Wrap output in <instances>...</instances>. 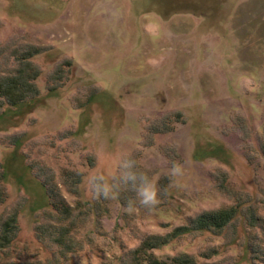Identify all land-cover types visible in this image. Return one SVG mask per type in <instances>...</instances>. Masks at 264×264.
I'll list each match as a JSON object with an SVG mask.
<instances>
[{
  "label": "rangeland",
  "instance_id": "374dc122",
  "mask_svg": "<svg viewBox=\"0 0 264 264\" xmlns=\"http://www.w3.org/2000/svg\"><path fill=\"white\" fill-rule=\"evenodd\" d=\"M0 46L38 51L37 96L0 111V215L17 225L0 264L117 263L149 235L158 259L264 264V0H0ZM122 160L156 184L151 211L126 210ZM37 173L81 203L71 242L34 236ZM99 175L114 198L93 196Z\"/></svg>",
  "mask_w": 264,
  "mask_h": 264
},
{
  "label": "trees",
  "instance_id": "16d2710c",
  "mask_svg": "<svg viewBox=\"0 0 264 264\" xmlns=\"http://www.w3.org/2000/svg\"><path fill=\"white\" fill-rule=\"evenodd\" d=\"M3 50L6 49L0 46V111L5 107L13 108L21 105L37 96V89L34 81L38 75V70L31 64L30 58L38 51L35 48H25L24 50L11 49L4 55V52H2ZM52 89L53 87L48 88L49 91ZM15 142L16 139L14 140V143ZM261 153L264 157V148L261 150ZM28 166L31 170L32 167L30 165ZM5 174V171L0 165V205L6 200L4 189ZM39 176L40 175L37 173L35 177L38 179L40 178ZM65 177L64 184L68 186L72 184L71 187H78L77 185L80 183V177L78 179L77 176L73 174H66ZM39 181L45 192L48 210L42 211L35 220V238L42 244H47L46 242L51 244H62L61 242L65 243L66 240L71 242V237L73 235L70 234H73L75 230L73 224L75 223V219L80 218L78 217L79 212L75 213L73 209L81 207V203L77 201V203L71 207V205L59 194L58 189L48 180L41 179ZM68 186L66 187L68 188ZM87 204L89 206H86L84 215L86 214L91 218V221L94 222L96 218H98L97 201H87ZM200 219H202V221L205 220L204 223L211 226L218 221L215 216L210 214L206 215V218L201 216ZM46 220L47 223H44ZM205 226L207 225L195 229H199L200 231L209 229L208 231H210L211 228ZM16 231V211L13 210L5 216L0 215V252L12 242ZM186 231L188 230L178 228V231L175 233H184ZM171 237L172 236L166 238V241L170 240ZM164 241L165 240L161 241L159 237L149 235L141 240L138 247H135L117 263L107 261L102 264H191V259L183 256L173 257L170 260L156 258L151 250L163 244ZM120 247L122 251L123 246ZM251 250L254 252L256 251L252 248Z\"/></svg>",
  "mask_w": 264,
  "mask_h": 264
},
{
  "label": "clouds",
  "instance_id": "9594fccd",
  "mask_svg": "<svg viewBox=\"0 0 264 264\" xmlns=\"http://www.w3.org/2000/svg\"><path fill=\"white\" fill-rule=\"evenodd\" d=\"M135 161L122 160L120 168L124 169L122 175V181L127 190L134 193L133 198H129L126 205V210L132 213L135 210V206H139L151 211L160 201L158 198V189L145 172L127 171V169L134 167ZM183 175V168L180 164L173 163L170 176L175 178ZM115 178L113 177V180ZM92 194L95 198L104 199L114 198L113 184H110L103 175H99L97 178L89 181Z\"/></svg>",
  "mask_w": 264,
  "mask_h": 264
}]
</instances>
